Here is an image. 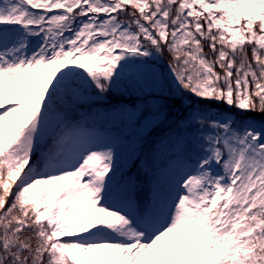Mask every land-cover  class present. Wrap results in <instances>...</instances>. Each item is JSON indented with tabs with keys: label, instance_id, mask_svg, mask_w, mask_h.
Listing matches in <instances>:
<instances>
[{
	"label": "snow or ice",
	"instance_id": "1",
	"mask_svg": "<svg viewBox=\"0 0 264 264\" xmlns=\"http://www.w3.org/2000/svg\"><path fill=\"white\" fill-rule=\"evenodd\" d=\"M0 264H264V0H0Z\"/></svg>",
	"mask_w": 264,
	"mask_h": 264
},
{
	"label": "trees",
	"instance_id": "2",
	"mask_svg": "<svg viewBox=\"0 0 264 264\" xmlns=\"http://www.w3.org/2000/svg\"><path fill=\"white\" fill-rule=\"evenodd\" d=\"M167 59H168V54L167 52H165V60L167 61ZM233 111H235V109H233Z\"/></svg>",
	"mask_w": 264,
	"mask_h": 264
}]
</instances>
